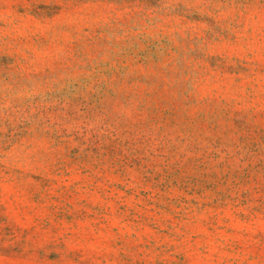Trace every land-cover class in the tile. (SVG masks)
I'll return each instance as SVG.
<instances>
[{"label": "rangeland", "instance_id": "1", "mask_svg": "<svg viewBox=\"0 0 264 264\" xmlns=\"http://www.w3.org/2000/svg\"><path fill=\"white\" fill-rule=\"evenodd\" d=\"M0 264H264V0H0Z\"/></svg>", "mask_w": 264, "mask_h": 264}]
</instances>
